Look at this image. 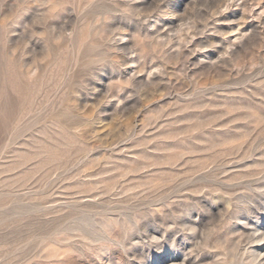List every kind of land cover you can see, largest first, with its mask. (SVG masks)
Masks as SVG:
<instances>
[{"label": "rangeland", "instance_id": "1", "mask_svg": "<svg viewBox=\"0 0 264 264\" xmlns=\"http://www.w3.org/2000/svg\"><path fill=\"white\" fill-rule=\"evenodd\" d=\"M0 264H264V0H0Z\"/></svg>", "mask_w": 264, "mask_h": 264}]
</instances>
